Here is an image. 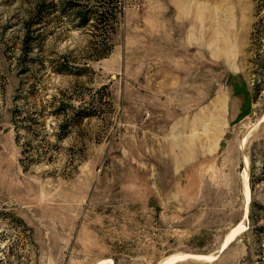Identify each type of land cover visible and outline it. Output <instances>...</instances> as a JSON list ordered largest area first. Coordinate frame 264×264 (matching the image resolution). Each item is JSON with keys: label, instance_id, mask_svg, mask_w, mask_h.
Wrapping results in <instances>:
<instances>
[{"label": "rangeland", "instance_id": "rangeland-1", "mask_svg": "<svg viewBox=\"0 0 264 264\" xmlns=\"http://www.w3.org/2000/svg\"><path fill=\"white\" fill-rule=\"evenodd\" d=\"M263 112L264 0H0V264H264Z\"/></svg>", "mask_w": 264, "mask_h": 264}, {"label": "bare ground", "instance_id": "bare-ground-1", "mask_svg": "<svg viewBox=\"0 0 264 264\" xmlns=\"http://www.w3.org/2000/svg\"><path fill=\"white\" fill-rule=\"evenodd\" d=\"M264 120V112L262 113L261 117L259 118L258 121H262ZM246 168V167H245ZM244 177H246L245 175V172H244ZM245 211H246V208H245ZM245 215V213H244ZM242 227V222L238 223L229 233L228 235L226 236L224 242L222 243L221 245V248L220 250H222L226 244H228L234 234V232L236 230H238L239 228ZM186 257H189V255L187 253H183V254H176V255H173V256H170L168 258L165 259V261L163 262V264H171L175 261H178L180 259H183V258H186ZM194 258H197V259H204V260H212L216 257V255H213V254H205V255H195L193 256ZM96 264H102V261H98Z\"/></svg>", "mask_w": 264, "mask_h": 264}, {"label": "water", "instance_id": "water-1", "mask_svg": "<svg viewBox=\"0 0 264 264\" xmlns=\"http://www.w3.org/2000/svg\"><path fill=\"white\" fill-rule=\"evenodd\" d=\"M249 104H250L249 100L246 99V106H244L242 112H240V113L237 115V117H236L235 121H233V123H234V122H238V121L241 120L246 114L249 113V111H250Z\"/></svg>", "mask_w": 264, "mask_h": 264}]
</instances>
